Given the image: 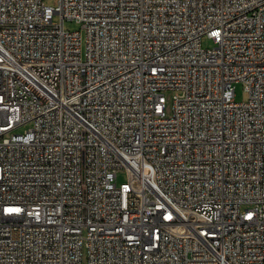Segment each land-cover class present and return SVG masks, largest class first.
I'll use <instances>...</instances> for the list:
<instances>
[{"label":"built area","instance_id":"2783aa9c","mask_svg":"<svg viewBox=\"0 0 264 264\" xmlns=\"http://www.w3.org/2000/svg\"><path fill=\"white\" fill-rule=\"evenodd\" d=\"M0 264H264V0H0Z\"/></svg>","mask_w":264,"mask_h":264},{"label":"rangeland","instance_id":"374dc122","mask_svg":"<svg viewBox=\"0 0 264 264\" xmlns=\"http://www.w3.org/2000/svg\"><path fill=\"white\" fill-rule=\"evenodd\" d=\"M44 2L48 5H51V6H55L58 4V0H44ZM54 20L55 21H59V18L57 15L54 16ZM64 27L66 29H69V30H78L81 32V48H82V51H84L85 49V39H86V31H85V28L82 26V24L80 22H77L75 20H68L66 19L64 21ZM202 45L203 47H210L212 46V42L206 38H203L202 39ZM175 93L173 91H168L166 92V97L168 99V103L171 101V97H172V94ZM248 98V93L246 92V90H244L243 88V84L241 83H237L235 85V95H234V99L236 101H246ZM30 126L29 123H25L21 126H19L16 131H23L25 130L26 128H28ZM126 180V171L125 169H120L118 170L117 172V178H116V183L117 184H120L121 182L125 181Z\"/></svg>","mask_w":264,"mask_h":264}]
</instances>
